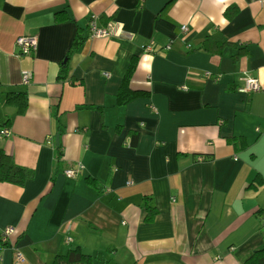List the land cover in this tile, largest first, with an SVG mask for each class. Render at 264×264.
<instances>
[{
  "label": "crops",
  "instance_id": "obj_1",
  "mask_svg": "<svg viewBox=\"0 0 264 264\" xmlns=\"http://www.w3.org/2000/svg\"><path fill=\"white\" fill-rule=\"evenodd\" d=\"M92 16L108 35L90 34ZM26 34L37 47L17 55ZM247 75L258 90H238ZM121 88L135 96L119 105ZM6 119L0 147L33 177L0 182V232L14 228L0 264L16 250L18 264H51L76 246L93 264H243L264 246L263 0H0Z\"/></svg>",
  "mask_w": 264,
  "mask_h": 264
},
{
  "label": "trees",
  "instance_id": "obj_2",
  "mask_svg": "<svg viewBox=\"0 0 264 264\" xmlns=\"http://www.w3.org/2000/svg\"><path fill=\"white\" fill-rule=\"evenodd\" d=\"M53 18L55 22H62L65 19H68V16L64 13L63 10H58L54 13ZM84 40H85V34L83 33V30L77 29L72 38L71 44L67 49L64 59L67 60L70 54L75 52L82 45ZM220 45L221 44H218L214 47L215 52H219ZM134 68H135V62L132 61L127 68L123 81L129 79ZM66 74H67L66 61H61L57 77L59 79H63L65 78ZM24 95L25 93L22 91H8L5 93V99L7 102H10L16 100L18 97H21L22 99ZM134 96L135 93H132L130 91L128 92L124 91L123 88H121L116 94V101L119 105H122L125 104L130 99H132ZM8 123L9 120L6 119L1 124L2 127L0 128H7L6 125ZM135 139H136V135L133 134L131 136L130 143L133 144L135 142ZM61 154L62 151L60 150V146L58 143L55 150L56 158L57 159L60 158ZM32 177H33L32 169L16 164L12 156L7 154L3 150V148L0 147V182H9L12 184L22 186L28 179H31ZM86 180L88 184L92 186L96 185L93 179H90L88 177ZM155 214H156V210L154 208L147 207L145 220L150 221ZM6 240H2L0 238V244L8 245L9 240L7 241ZM51 264H93V256H91L88 253H84L78 246H76L74 248L68 249L65 253L54 255ZM243 264H264V246L253 250L251 254L244 260Z\"/></svg>",
  "mask_w": 264,
  "mask_h": 264
},
{
  "label": "built area",
  "instance_id": "obj_3",
  "mask_svg": "<svg viewBox=\"0 0 264 264\" xmlns=\"http://www.w3.org/2000/svg\"><path fill=\"white\" fill-rule=\"evenodd\" d=\"M264 1V0H263ZM89 30L92 36H106L109 34V30L105 27H97L95 24V18L92 16L89 20ZM181 30L183 32L187 31L186 25L181 26ZM15 45V53L17 55H28L31 54L37 47V39L35 36L31 35H17L14 41ZM144 49L147 51H154L155 47L151 46H144ZM159 50V49H157ZM31 78L30 72L23 70L21 73V81L23 84L29 83ZM259 89V83L255 77L251 76H244L242 78V84L238 87V90L243 92L248 91H256ZM7 128H0V137L6 136L8 134ZM82 165L77 163L74 167L66 168L63 172L66 177H75L77 173L81 170ZM14 228L13 227H6L0 232V238L2 240H6L13 234ZM71 224L66 223L63 226V233H64V242L67 244L72 240L71 236ZM24 261V257L21 252L18 250L15 251V264Z\"/></svg>",
  "mask_w": 264,
  "mask_h": 264
},
{
  "label": "water",
  "instance_id": "obj_4",
  "mask_svg": "<svg viewBox=\"0 0 264 264\" xmlns=\"http://www.w3.org/2000/svg\"><path fill=\"white\" fill-rule=\"evenodd\" d=\"M64 61H66V60H64ZM55 139H56V142H57V140H58V137L56 136V138H55Z\"/></svg>",
  "mask_w": 264,
  "mask_h": 264
},
{
  "label": "bare ground",
  "instance_id": "obj_5",
  "mask_svg": "<svg viewBox=\"0 0 264 264\" xmlns=\"http://www.w3.org/2000/svg\"><path fill=\"white\" fill-rule=\"evenodd\" d=\"M27 35V34H26Z\"/></svg>",
  "mask_w": 264,
  "mask_h": 264
}]
</instances>
